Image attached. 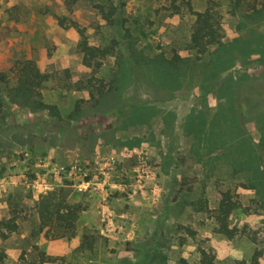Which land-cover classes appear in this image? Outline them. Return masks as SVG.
I'll return each mask as SVG.
<instances>
[{"label":"rangeland","instance_id":"obj_1","mask_svg":"<svg viewBox=\"0 0 264 264\" xmlns=\"http://www.w3.org/2000/svg\"><path fill=\"white\" fill-rule=\"evenodd\" d=\"M111 4L114 23L97 7ZM194 6L221 21L224 47L202 57L195 17L166 0H0V222L18 225L0 229L2 264H200L201 249L264 264V0ZM79 30L112 50L100 68L84 64ZM168 60L181 70L153 72ZM29 62L44 80L25 94ZM140 107L153 115L132 122ZM223 192L241 204L233 238L217 232ZM51 193L78 211L74 231L41 227Z\"/></svg>","mask_w":264,"mask_h":264},{"label":"trees","instance_id":"obj_2","mask_svg":"<svg viewBox=\"0 0 264 264\" xmlns=\"http://www.w3.org/2000/svg\"><path fill=\"white\" fill-rule=\"evenodd\" d=\"M78 0H71L72 3H76ZM109 1V0H108ZM120 1V0H119ZM178 13L183 9H186L191 15L195 17V22L192 27L191 37H190V46L192 50L196 53L198 57L205 56L210 53L212 50H220L224 47L223 45V36L221 30V21L220 15L215 10L214 7L209 6L203 11H197L195 9L194 3L197 0H166ZM105 19L109 23L115 22V17L117 15V8L111 4L109 8H105L104 6H97ZM63 25V23H62ZM77 25V24H74ZM77 27V26H76ZM78 28V27H77ZM81 34V42L79 44V48L81 53H83L84 58L83 62L88 67L95 66L96 68H100L103 60L108 58L113 54L112 50L108 48H99L93 47L88 43V39L86 38L84 32L79 30ZM129 62L127 65L129 66ZM153 67V72L156 74H161L165 77L169 73H177L181 69L179 68V63L176 61H163ZM121 74V82L126 83L128 81V67L120 70ZM21 84L20 91L21 93H31L38 87H40L43 83L44 77L43 75L35 68L32 63L26 64L21 69ZM234 98H232L233 100ZM132 116L130 119L141 123L143 121H148V119L153 115L152 110H146L144 107L135 108L132 112ZM134 119V120H133ZM224 122L223 118L217 117L214 123L211 126L210 132L214 131L217 135V131L222 128V122ZM189 127L194 130L196 133L202 134L204 133V129L206 128V120L203 116L193 117L189 119ZM211 132V133H212ZM208 134V133H207ZM208 138L212 137V134L207 135ZM206 136V137H207ZM54 194L51 193L47 196L42 197L37 203V210L40 218V223L42 228L57 226L62 230L66 231H74L76 228V222L78 219V211L68 205L65 200H56ZM241 208V204L233 201V197L229 192L221 193L219 208L216 213V220L218 222V233H224L229 238H233L235 236V232L232 231L229 227V220L231 215L238 209ZM0 229H6L10 233H14L18 230V225L16 223V218H11L10 220L0 222ZM3 237H7V234L2 233ZM201 261L200 264H215V256L209 253V251L205 249H201ZM7 256L4 251H0V264H2L6 260ZM260 253L256 251L252 257L251 264H259ZM52 261L45 257V255H41L39 263H29V264H46ZM181 264H189L186 260L182 259L180 261ZM242 264V263H240Z\"/></svg>","mask_w":264,"mask_h":264}]
</instances>
